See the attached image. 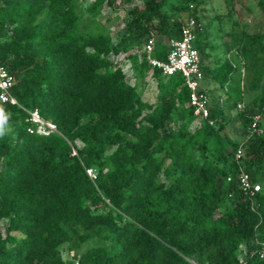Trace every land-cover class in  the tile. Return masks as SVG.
Listing matches in <instances>:
<instances>
[{
  "label": "trees",
  "instance_id": "1",
  "mask_svg": "<svg viewBox=\"0 0 264 264\" xmlns=\"http://www.w3.org/2000/svg\"><path fill=\"white\" fill-rule=\"evenodd\" d=\"M163 4L129 11L138 23L157 18L161 47L152 56L161 60L180 26L168 24ZM257 5L264 13V0ZM192 10L188 16L196 18ZM79 20L75 0H0V61L15 76L17 103H0V264H264V193L250 208L226 181L235 173L236 147L221 142L213 126L227 99L239 104L241 91L225 90V100L208 106L212 124L198 123L180 73L163 77L150 66L154 101L143 100L109 59L120 51L109 34L81 28ZM193 45L199 53L204 44L195 38ZM148 66L142 55L134 71ZM234 67L225 58L212 68L199 62L221 90ZM263 109L264 89L241 105L242 128ZM28 111L54 130L36 131ZM256 127L261 132L249 139L259 154L240 161L259 183L264 127ZM210 138L217 145L208 159ZM72 234L109 245L89 246L65 262L57 246Z\"/></svg>",
  "mask_w": 264,
  "mask_h": 264
},
{
  "label": "rangeland",
  "instance_id": "2",
  "mask_svg": "<svg viewBox=\"0 0 264 264\" xmlns=\"http://www.w3.org/2000/svg\"><path fill=\"white\" fill-rule=\"evenodd\" d=\"M75 1L80 17L79 26L107 32L112 43L120 49L118 54L110 53L109 59L121 69L125 80L135 86L142 99L154 101L155 84L150 76V65L139 71H134V68L144 55L149 37H153L152 52L161 47V39L155 29L158 21L156 17H151L138 23L129 13L133 7L140 8L152 0H104L93 10L88 7L94 0ZM189 4L193 5L191 13H194L202 24V30L196 37L197 41L204 44L199 49L200 64L212 67L225 58L235 66V71L230 75V82L220 92L217 91L220 88L212 82L210 76L201 72L200 85L207 87L214 84L216 88L213 92H207L209 104L218 99L220 93V99L225 100L224 91L227 89L240 90L242 100L238 101L239 104L248 103L264 89V13L259 9L257 0H164L161 10L168 17V24L182 23L190 14ZM239 109L233 99H227L223 106L224 115L213 126L218 128L221 142L227 140L229 148L240 145L242 154L252 158L259 153L251 149L253 143L249 139L250 133L240 124ZM257 122L260 128L264 127V109L258 115ZM194 134L200 142L201 131H194ZM216 145L214 138L206 142L205 154L208 159L212 158ZM158 178L164 183L168 181L161 173ZM259 184L261 193H264V182L259 181ZM5 225L6 220H1V233ZM96 244L108 246L109 242L97 238L78 242L72 234L71 238L59 244L57 249L63 261L67 262L73 261L81 251Z\"/></svg>",
  "mask_w": 264,
  "mask_h": 264
},
{
  "label": "built area",
  "instance_id": "3",
  "mask_svg": "<svg viewBox=\"0 0 264 264\" xmlns=\"http://www.w3.org/2000/svg\"><path fill=\"white\" fill-rule=\"evenodd\" d=\"M193 7L189 4V9ZM202 30L201 22L194 16H187L179 26V37L170 38L167 42L168 48L163 60L152 56L153 37H149L145 44L144 57L151 67L159 69L161 76H167L178 72L182 77V85L188 90L187 103L192 108L194 119L198 123L206 122L212 124L208 118L209 97L207 91L200 88L201 71L199 68V53L194 47L193 42L199 32ZM152 36V35H151ZM229 60V59H228ZM230 61V60H229ZM232 67L234 64L230 61ZM16 79L13 74L8 72L6 66L0 61V103L8 102L17 104L16 100L10 93L11 86ZM241 107L240 104L236 105ZM29 120L36 123V131L54 130V126L49 121L41 119L36 111H28ZM258 116L252 118L248 128L249 133H259L261 129L256 127ZM242 152L240 145L234 151L233 159L236 162L234 176L228 174L226 181H234L237 189L247 197L250 208L255 203V195L261 193V187L258 182L252 181L248 173L241 164ZM87 173L92 176L90 170ZM264 246V245H263ZM239 260H243L244 249L239 245ZM264 250L261 249L259 257L263 256Z\"/></svg>",
  "mask_w": 264,
  "mask_h": 264
},
{
  "label": "crops",
  "instance_id": "4",
  "mask_svg": "<svg viewBox=\"0 0 264 264\" xmlns=\"http://www.w3.org/2000/svg\"><path fill=\"white\" fill-rule=\"evenodd\" d=\"M199 59H200V58H199ZM212 67H213V66H212ZM212 67H208V68H212ZM144 69H146V68H144ZM144 69H143V70H144ZM137 74L139 75V72H138ZM153 82H154V80H153ZM212 82H213V81H212ZM213 83H215V82H213ZM200 86H201V85H200ZM224 87H225V86H224ZM200 88L206 90L208 93H209V92H213V90L216 89L215 86H214V84H209L207 87L202 85ZM220 90H221V89H219V90L217 89L218 92H220ZM155 91H156V90H155V87H154V94H155ZM221 91H222V90H221ZM139 95H140V94H139ZM219 95L221 96L222 93H220ZM220 96H219L218 99L221 98ZM140 97H141V95H140ZM143 100H144V99H143ZM146 101H147V100H146ZM148 102H152V101H148Z\"/></svg>",
  "mask_w": 264,
  "mask_h": 264
},
{
  "label": "clouds",
  "instance_id": "5",
  "mask_svg": "<svg viewBox=\"0 0 264 264\" xmlns=\"http://www.w3.org/2000/svg\"><path fill=\"white\" fill-rule=\"evenodd\" d=\"M5 129L3 128L2 124H0V136L4 135Z\"/></svg>",
  "mask_w": 264,
  "mask_h": 264
}]
</instances>
